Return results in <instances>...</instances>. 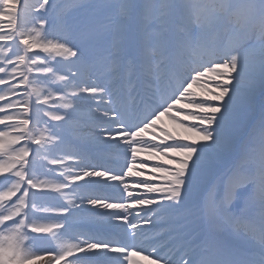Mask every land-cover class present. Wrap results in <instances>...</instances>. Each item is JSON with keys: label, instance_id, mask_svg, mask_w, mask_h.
I'll return each instance as SVG.
<instances>
[{"label": "snow or ice", "instance_id": "6c2138e0", "mask_svg": "<svg viewBox=\"0 0 264 264\" xmlns=\"http://www.w3.org/2000/svg\"><path fill=\"white\" fill-rule=\"evenodd\" d=\"M87 6L83 0H71L65 5H57L54 0L22 5L20 0H0V21H7L10 29L4 31L6 26L0 23V41L12 42L7 45L10 51L16 48L11 56L4 53L0 58V73L4 74L0 76V85H9L7 91L0 89V101L9 95L28 97L0 105V113H5L0 116V125L5 126L0 128V154L7 158L0 159V173H11L0 180V264H29L44 259L34 246L41 237H30L29 231L48 234L49 242L54 244V254L46 264L60 261L137 264L132 258L144 252L137 246L138 242L161 223L164 232L157 233V238H171L162 245L168 251L160 255L153 248L151 258L143 255L150 264H264V115L231 169L223 186L225 195L214 188V194L206 202L209 218L224 225L229 235L198 242L193 235L195 227L186 222L181 211L186 198L195 196L214 169L231 158L236 133L251 110L257 91L264 94V0H144L142 4L125 0L120 4V15L108 26L112 45L102 61L91 57L86 46L82 48L69 42L70 36L95 31L89 21L69 20L72 10ZM60 8L64 10L58 12ZM49 13L54 15L49 17ZM57 25L63 29V35L53 34ZM145 37L150 38L147 44ZM36 49L49 56L62 57L67 62L66 71L61 72L48 60L30 55ZM3 51L0 48V53ZM97 63L110 65L105 73L107 83L92 79ZM41 73L45 74L44 82L49 86L59 82L60 87L54 90L56 95L35 87L27 90L40 79ZM85 77L91 83H86ZM13 79L17 82L11 83ZM194 85L209 93L207 98L196 99ZM22 86L26 91L17 92ZM33 94L36 105L65 111L54 113L37 107L34 127L29 128L33 118L27 113ZM50 100L59 103L50 104ZM18 105L23 107V113H7ZM82 105L104 129L95 143L116 148L125 146L122 151L126 171L88 164L72 152L59 157L52 155L48 145L59 147L63 139L55 132L47 136L36 133L42 123L40 112L53 121L67 124ZM173 112L199 123L185 125L170 115ZM165 116L198 139L190 143H165L172 136L164 132V139L158 144L145 140L144 133L155 130L157 122ZM13 120L15 123H8ZM59 126L62 125L54 127ZM152 139L158 137L153 134ZM21 140L25 143L19 149L12 147L4 151L6 145L19 144ZM108 141L116 143L109 145ZM30 144L37 147L31 149ZM141 152L149 158L158 153L176 165L175 168L152 165L153 171L167 173L170 183L156 185L151 182L155 177L126 179L141 175L140 168L146 166L144 161L137 160ZM30 153L31 160L27 159ZM169 153L182 159L174 160ZM56 174L63 179L42 178ZM101 179L118 182L108 186L122 187L130 199L109 202L85 197L83 190L100 186ZM141 187L146 193L163 195L158 198L132 190ZM241 189L246 200H255L258 204V218L234 213L232 205ZM85 199L93 207L117 210L91 214L102 218L100 228L104 227L103 221L110 223L118 219L139 231L128 233L129 243L101 238L100 234H74L72 226L77 216L74 209L83 210ZM50 200L61 203H47ZM142 205L157 207L144 212L142 221L135 219L141 216L139 211L130 220L129 210ZM48 214L63 219L37 222ZM141 223L149 227L141 228ZM71 256L77 258L68 262L66 258Z\"/></svg>", "mask_w": 264, "mask_h": 264}, {"label": "bare ground", "instance_id": "6f19581e", "mask_svg": "<svg viewBox=\"0 0 264 264\" xmlns=\"http://www.w3.org/2000/svg\"><path fill=\"white\" fill-rule=\"evenodd\" d=\"M32 2L33 0H20L21 5L23 3L31 4ZM139 3L140 4L144 3V0H141ZM98 21L99 20H95V19L89 20V22H91L93 26H95ZM1 23L5 24L6 26L4 31H10V29L7 28V21H1ZM53 34L63 35L64 31L63 29L59 28L56 31H54ZM149 39H150L149 37H145V44L149 42ZM9 43H12V42L4 41L3 44H0V48L4 49V52L2 54L3 56H4V53H7L8 56H11L12 52L16 50V48L14 47L10 51L7 46ZM16 43L18 44V41ZM87 43H88L87 50L90 56L93 57L97 61H102L103 58L108 55V52L112 45V38L108 33L98 34V35L91 37ZM138 48H139V44L137 45V49ZM133 55H135V53H133ZM44 59L48 60V58H44ZM51 63L55 68H57L61 72L66 71V68L64 67V65L67 62L64 61L62 57L59 59H55ZM7 67L10 68L12 67V65H8ZM22 67L23 66H21V68ZM109 68H110L109 64L97 63L93 70L92 79L96 80V82L100 84L107 83V80L105 78V73L108 71ZM34 72H35V66H34ZM45 79H46L45 74L41 73L40 79L34 81L33 84L30 85L27 90L30 91L32 87H35L38 91L47 90V91H51L53 95H56L57 93L54 90L60 87L59 82H56L55 84H51V86H49L48 83L44 82ZM85 82L91 83V80H88L87 77H85ZM8 88L9 86L6 89ZM16 91L23 93L26 91V89L25 87L22 86L16 89ZM192 91L197 94L195 97L196 99H205L209 95V93L202 91V89L196 85L193 86ZM20 99L24 100V99H28V97L23 96ZM55 101L56 100H50L49 103L52 104V103H55ZM262 101H264V94H262L258 90L253 99L251 110L249 111L246 119L244 120L243 125L238 129L236 133L237 140H236V145H235L231 158L226 160L224 163H222L221 165H219L218 167L214 169V172L211 175H209V177L205 181V184L197 191L195 196L186 198V205L184 209H182L181 211L186 217V222L192 224L195 227V231L193 235H194V238L198 242H203L210 238H223L229 235V233L223 235V233L220 232L222 224L209 218L207 214L206 203L203 204L202 200L206 199V202L210 201V197L213 194L212 184H213L215 177L219 173L224 172V171H227L228 173H230L234 163L239 160L241 152L243 150V147L246 141L249 138V135L256 128L262 115H264V107L260 105ZM4 104H5L4 102L0 101V105H4ZM37 107L41 109H47L48 111H52L54 113L55 112L63 113L65 111V109L63 108H49L48 105H43V104L36 105L35 104V94H33L31 97L29 112L27 113L29 117L33 118V120L30 121L29 128L34 127V121L36 119L35 110ZM103 107L104 106L101 105V108ZM177 107L179 108L180 106L177 105ZM23 111L24 110L22 107L20 109V112L18 113H23ZM182 111L195 112L197 110L196 109H182ZM7 113L15 114L17 112H7ZM4 114L5 113H0V116H3ZM170 114H173V116H176L178 119L182 120L187 125H197L199 123L198 121H194V120H186L182 114L177 115L175 112L170 113ZM39 118L42 121V123L40 124L38 128H36V133L40 134L41 132H43V134L47 136L50 133L55 132L58 137L63 139L64 143L61 144L59 147H63L65 149V152L79 151L81 154V155L79 154V156L83 157L88 164L92 165L91 162L94 161V162H99L98 164L101 165L102 167L109 168L113 171H117V172L121 170L126 171V169L123 168L125 159H124V153L122 151V149L125 146L120 145L119 148H116V147H108V146H105L104 144L95 143L96 137L99 136L102 133V131H104V129L98 126L100 124L99 120L94 121L92 119L86 106L82 105L79 112L76 114L75 118L69 121V123L67 124H64V122L62 121L51 120L50 117L45 116L43 112H40ZM43 121L45 122L43 123ZM8 123H15V121H9ZM57 125H62V126L54 127ZM158 126L160 127V130L156 131V133H159L158 136L160 137V139H164L163 130H165V127L161 125L160 123H158ZM0 128H5V126L0 125ZM45 129L47 130L45 131ZM6 130L9 131L10 134L12 133L11 129H6ZM154 131L155 130L153 129H149L147 133H144V139L152 143L158 144L160 142V139L158 138L156 140H153L152 136H150L151 135L150 133ZM185 132L189 134L188 137L192 138V136H190L191 132H187V131ZM100 138L102 139V136ZM191 141H192L191 139H180L178 136H172V139L165 140V143H173V142L190 143ZM24 143L25 141L23 140V143L21 144H24ZM115 143H116L115 141H108L109 145H115ZM19 144L8 145L9 147L8 148L5 147L4 151H9L12 147H15L18 149ZM29 147L31 149H35L37 146L35 144H30ZM51 148H52V154H53L54 150L58 147L52 146ZM168 156L175 157L177 159H182L181 156L175 153H169ZM0 157L4 158L2 154H0ZM91 158L94 160L91 161L90 160ZM27 159L29 160L32 159L31 153L29 157H27ZM65 159H68L69 163H71V160L69 157H65ZM137 160L144 161L146 165L145 167L140 168L141 175L128 177L126 179L148 180L150 177H155L156 179L152 180L151 182L156 185L166 186L168 183H170V180L167 178V173L155 172L152 169V165H157V164L162 165L165 168H175L176 165L170 162V160H168V157L161 156L157 153L155 156L149 158V156L146 153L141 152L137 154ZM53 167H58V166L53 165ZM137 167H139V165H137ZM4 174L7 176L9 174L11 175L10 172L6 171L4 173H0V178L2 176H5ZM42 178H45V177H42ZM49 178L56 179V180L63 179L62 177H59L58 174H56L55 177L49 176ZM227 179L228 178L224 179L225 184L227 182ZM0 180H3V178ZM79 183L83 184L84 181H80ZM109 184L115 185V184H118V182H108V181H104L101 179L100 186L90 188V189H85L83 190V194L85 197H98V198L105 199L109 202L113 200H120V199L128 201L130 199L127 196V194L124 193L122 187H110L108 186ZM72 187H75V185H73ZM132 190L134 193H141L143 195H148V196L155 195L158 198L163 195L162 193H146L143 187L132 189ZM49 195H53V194L49 193ZM220 195H223V187L221 188ZM13 199L15 198L13 197ZM132 199H135V195L132 197ZM237 199L239 200V202H238V205L234 207L235 209H237L236 212L234 210V213L239 214V215H246L248 217L258 218L260 209L255 200H251V199L246 200L243 195V191L241 192V195L237 197ZM57 203H59V201ZM83 203H84L83 210L74 209L76 213L79 212L82 214H88V213L101 212V213L109 214L114 211H117V210H105L99 207H93L87 202V199H85ZM152 207H157V206L156 205H152V206L142 205L139 208L130 209L128 213V218L130 220L133 219L134 214L139 211L141 212V216H136L135 219L142 221L143 213L148 211V209ZM119 214L124 215L125 213L120 212ZM39 215H45V214H39ZM58 219H63V217L48 214L45 219L38 220L37 222L47 223V222H53ZM101 222H102V218L98 217L96 219L73 223L72 232L74 234H76L77 231H83L86 234H100L101 238H109L112 240H118L122 243H129L128 233L132 231H139V229H130L126 224H124L122 220H118V219H113L110 223H108L106 220L103 221L104 223L103 228L99 227ZM6 223H10V222H6ZM140 227L147 228L149 226L143 225V223H141ZM162 228L164 227L161 223L160 225L157 226V228L152 229V231L149 232L146 237H142L140 242H138L137 246L144 249V252L141 255H138L132 258L134 261L137 262V264H150L149 260L143 259V255H150L153 251V248H156L157 253L160 255H164L165 252L168 251L167 248H162V245H164V243H162V240L167 239V243H168L171 238L165 237L163 239H158L157 235L155 234V231L157 229L161 230ZM163 232L164 231H162L161 233ZM29 233L31 232L29 231ZM104 234H105V237H104ZM29 235H33V237H38V233H31ZM39 237H41V239L36 240L34 246L36 249L39 250V254L42 255L44 259L31 261L29 262V264H46L47 259H49L51 255L54 254L52 252V249L55 246L54 244L49 242L48 234L41 233ZM78 255H83V254H78ZM76 258H77L76 256H71V257H67L66 260L68 262H71V261L76 260ZM150 258H151V255H150ZM59 264H66V262L60 261Z\"/></svg>", "mask_w": 264, "mask_h": 264}, {"label": "rangeland", "instance_id": "374dc122", "mask_svg": "<svg viewBox=\"0 0 264 264\" xmlns=\"http://www.w3.org/2000/svg\"><path fill=\"white\" fill-rule=\"evenodd\" d=\"M140 1L141 0H135V2L138 3V4H140L139 3ZM36 2H37V0H33V2L31 4L36 3ZM54 2L57 5H65V4H70L71 3V0H58V1L57 0H54ZM123 2H125V0H83V3H85L88 6L87 7H83V8H79V9L72 10L71 13H70V16H69V20L72 21V22H75V23H78L80 21H89V20H92V19L99 20V21L94 26L95 31L93 33L88 34V35H80V34H77V35H74V36H70L69 37V42L70 43L77 44V45L81 46L82 48L85 47V46L88 47V43L87 42H88V40H90L91 37H93L95 35H98V34L108 33V26L110 25V22L114 18H116V17H118L120 15V11H121L120 4H122ZM63 10H64L63 8L57 9L58 12L59 11H63ZM52 15H54V14L53 13H49V17H51ZM0 23H1V21H0ZM59 28H61V27L59 25H57L56 28H55V31L57 29H59ZM3 42L4 41H0V44H3ZM20 47L22 48V46H20ZM3 52L0 53V58H3L4 57L2 55ZM30 55H36V56L40 57L41 59L48 58V60L50 61V63L52 61H54L55 59L61 58V57H58V56H49L47 53L40 52L39 49L34 50L33 53H31ZM0 76H3V74L0 73ZM16 82H17V79H13L11 81V83H16ZM8 86L9 85H7V84L0 85V89H3L4 91H7L8 89H6V88ZM0 94H2V93H0ZM22 97L23 96L9 95L5 100H3L1 102H4L5 103L4 105H6L10 100L11 101H21V100H23V99H20ZM55 103L58 104L59 101L56 100ZM260 105L262 107H264V101H262L260 103ZM21 108H22V106L18 105L17 108H15V109H8L7 112H17L18 113V112H20V109ZM170 115H173V114H170ZM176 120L182 121V120L178 119L177 117H176ZM44 122L45 121H43V123ZM158 123H160L161 125H163L165 127V130H163V131L169 133L171 136H178L180 139H191V140L198 139V137H196L193 133L190 134V136H192V138L188 137L189 134H187L185 132L184 128L181 127L179 124L175 123L173 120L169 119V117H167V116L162 117L161 120L157 122L156 129H155L154 132H151L150 133L151 134L150 136H153V134H155L156 137H157L159 135V133H156V131H159L160 130V127L158 126ZM183 123L185 125H187L185 122H183ZM11 134L12 135H15V133H11ZM158 138L160 139L159 136H158ZM21 143H23V140L20 141V144L18 146V149L22 145ZM8 147L9 146L6 145V148H8ZM48 147L51 148L52 145H48ZM64 153H65V149L63 147H58V148H56L54 150V153L52 155H55V156L59 157V156H63ZM72 153L77 154V155L80 154L79 151H76V152H73L72 151ZM171 158L174 159V160H178L175 157H171ZM0 159H5L6 160L7 158L6 157H4V158L0 157ZM90 160L93 161L94 159L91 158ZM91 163H92V165H95L96 164V166L102 167L101 165L98 164L99 162H94L93 161ZM48 167L52 168L53 165H49ZM229 175H230V173H228L227 171H224V172L219 173L215 177V179L213 181V184H212L213 194H214V188H219L221 190V188L225 184V180L224 179L228 178ZM5 176H7V175H5ZM5 176H2L0 179L4 178ZM8 176H10V174ZM45 179H50V178L48 176V177H45ZM242 191L243 190L241 189L240 190V193ZM57 202L58 201H51V200L50 201H47V203H49V204H55ZM205 202H206L205 199L202 200V203H205ZM238 202H239V200L236 199L233 202V205H232L233 210H235V212H236L237 209H235L234 207H236L238 205ZM91 214L92 213L82 214V213L77 212V216L75 217L74 223H76V222H83V221H86V220H91V219L98 218V217L93 216ZM220 232H222L224 234H227L228 233L227 228L224 225H222V227L220 229ZM76 233H84V232L83 231H77ZM158 233H159V231H158ZM29 234H31V233H29ZM40 234L38 233V237H39ZM156 234H157V232H156ZM29 236L30 237H33V235H29ZM162 243L165 244V240Z\"/></svg>", "mask_w": 264, "mask_h": 264}]
</instances>
